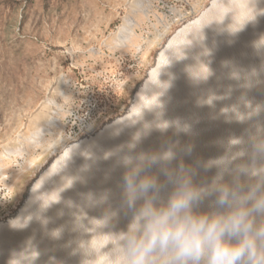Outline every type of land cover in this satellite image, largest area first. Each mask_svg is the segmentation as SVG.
Returning a JSON list of instances; mask_svg holds the SVG:
<instances>
[{"label":"water","instance_id":"95a60500","mask_svg":"<svg viewBox=\"0 0 264 264\" xmlns=\"http://www.w3.org/2000/svg\"><path fill=\"white\" fill-rule=\"evenodd\" d=\"M69 143L72 153L51 156L0 218V234L19 240L0 251V264H121L124 155L172 151L170 163L148 169L163 185L161 203L174 187L166 170L190 179L199 193L192 211L209 219L264 195V0H205L170 31L121 112ZM252 219L264 225V214ZM257 256L264 264V241Z\"/></svg>","mask_w":264,"mask_h":264},{"label":"rangeland","instance_id":"374dc122","mask_svg":"<svg viewBox=\"0 0 264 264\" xmlns=\"http://www.w3.org/2000/svg\"><path fill=\"white\" fill-rule=\"evenodd\" d=\"M157 1L0 0V218L51 156L127 105L170 33H141ZM17 241L0 234V251Z\"/></svg>","mask_w":264,"mask_h":264},{"label":"clouds","instance_id":"9594fccd","mask_svg":"<svg viewBox=\"0 0 264 264\" xmlns=\"http://www.w3.org/2000/svg\"><path fill=\"white\" fill-rule=\"evenodd\" d=\"M161 159L170 163L175 154L141 152L119 161L125 169L123 201L130 212L126 230L117 237L121 264H258L257 242L264 241V225L254 228L252 216L264 214V195L243 196L226 216L209 219L192 211L199 193L190 179L162 170L174 187L161 203L159 175L148 171ZM183 169L181 164L179 171Z\"/></svg>","mask_w":264,"mask_h":264},{"label":"built area","instance_id":"2783aa9c","mask_svg":"<svg viewBox=\"0 0 264 264\" xmlns=\"http://www.w3.org/2000/svg\"><path fill=\"white\" fill-rule=\"evenodd\" d=\"M204 2L205 0H179L178 4H166L163 0H158L145 15L146 26L141 32L142 35L164 37L176 25L196 15ZM148 28L152 33L148 32ZM140 50L141 47L138 46V51Z\"/></svg>","mask_w":264,"mask_h":264},{"label":"bare ground","instance_id":"6f19581e","mask_svg":"<svg viewBox=\"0 0 264 264\" xmlns=\"http://www.w3.org/2000/svg\"><path fill=\"white\" fill-rule=\"evenodd\" d=\"M71 145V144H70ZM65 146H67V145H65ZM65 146H64V148H65ZM61 147V146H60ZM64 148H62V149H64ZM65 150H68L67 148H65ZM64 150V151H65ZM59 151H62L61 149H59ZM63 152V151H62ZM64 153V152H63ZM110 212H113L111 209H108V210H106V213H110ZM100 238H103V236L102 235H100Z\"/></svg>","mask_w":264,"mask_h":264}]
</instances>
